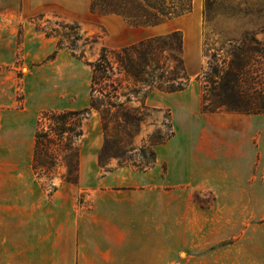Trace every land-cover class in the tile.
<instances>
[{
  "label": "rangeland",
  "instance_id": "1",
  "mask_svg": "<svg viewBox=\"0 0 264 264\" xmlns=\"http://www.w3.org/2000/svg\"><path fill=\"white\" fill-rule=\"evenodd\" d=\"M203 6L204 0H193L191 13L154 26H140L114 14L70 22L53 13L36 16L33 24L0 26V208L25 201L29 191L46 195L58 191L59 177L50 184L32 171L35 123L46 110L88 106L90 64L104 49L180 30L189 86L181 93L150 94L147 104L155 110L135 139L141 146L151 133L163 135L169 130L177 139L188 135L185 144L198 155V170L189 183L164 185L162 190L164 263L264 264V115L203 113V84L198 79L212 52L225 42L239 41L245 32L264 39V0H213L207 22ZM127 8L132 10L133 5ZM37 25L55 30L51 41L42 38L45 31ZM73 26L76 31L70 29ZM75 34L81 39L76 41ZM59 41L62 49L57 57L47 60ZM52 43L54 48L48 52ZM83 132L80 175L90 181L107 174L100 166L96 170L103 143L97 113L83 122ZM109 167L118 169L117 162ZM151 189L132 187L143 192ZM76 192L77 202L89 203L90 188ZM2 237L9 241L15 236L4 233Z\"/></svg>",
  "mask_w": 264,
  "mask_h": 264
},
{
  "label": "trees",
  "instance_id": "2",
  "mask_svg": "<svg viewBox=\"0 0 264 264\" xmlns=\"http://www.w3.org/2000/svg\"><path fill=\"white\" fill-rule=\"evenodd\" d=\"M130 4L132 10L127 8ZM212 5L213 0H204L206 22ZM90 11L93 15L114 14L140 26H154L191 13L192 0H91ZM35 21L34 18L32 22ZM36 29L45 31L38 25ZM70 29L76 31L77 27ZM53 32L45 34L52 37ZM261 33L264 34V28ZM74 39L81 37L75 34ZM204 45L207 47V41ZM183 46L182 32L175 30L104 49L90 64L88 106L79 110H46L37 119L31 162L34 175L50 184L59 177L62 184L78 187L83 122L93 112L99 115L103 134L97 161L104 172L114 170L109 167L112 161L117 162V168L129 167L136 172L153 168L156 148L166 144L174 133L167 130L161 135L156 131L141 146L135 144V139L155 110L147 104L150 94H175L189 86ZM61 49L59 41L47 60H54ZM198 79L203 84V113L264 115V39L257 40L255 34L245 32L239 41L225 42L212 52Z\"/></svg>",
  "mask_w": 264,
  "mask_h": 264
},
{
  "label": "crops",
  "instance_id": "3",
  "mask_svg": "<svg viewBox=\"0 0 264 264\" xmlns=\"http://www.w3.org/2000/svg\"><path fill=\"white\" fill-rule=\"evenodd\" d=\"M90 4L91 0H0V26L33 24L36 16L52 13L70 22L99 17L91 13ZM53 48L52 43L48 52ZM187 138L173 137L158 146L154 167L145 172L122 167L90 181L80 175L78 188L61 182L52 194L29 191L25 201L0 208V264H174L164 263L162 255V190L164 185L189 183L198 170V155L185 144ZM140 186L155 190H132ZM82 187L91 190L88 204L77 202L76 191ZM4 233L15 237L7 241Z\"/></svg>",
  "mask_w": 264,
  "mask_h": 264
},
{
  "label": "bare ground",
  "instance_id": "4",
  "mask_svg": "<svg viewBox=\"0 0 264 264\" xmlns=\"http://www.w3.org/2000/svg\"><path fill=\"white\" fill-rule=\"evenodd\" d=\"M192 3H193V0H192Z\"/></svg>",
  "mask_w": 264,
  "mask_h": 264
}]
</instances>
